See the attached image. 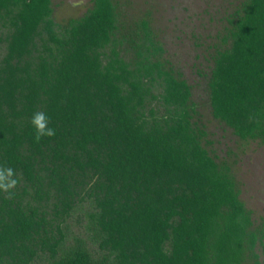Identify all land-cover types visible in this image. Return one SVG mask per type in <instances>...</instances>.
Masks as SVG:
<instances>
[{
  "label": "trees",
  "instance_id": "obj_1",
  "mask_svg": "<svg viewBox=\"0 0 264 264\" xmlns=\"http://www.w3.org/2000/svg\"><path fill=\"white\" fill-rule=\"evenodd\" d=\"M92 2L60 23L52 0H0V167L19 179L0 192V264H263L264 227L149 17L129 25L117 0ZM226 20L211 114L264 143V0ZM41 111L55 136L37 143ZM74 215L86 238L68 242Z\"/></svg>",
  "mask_w": 264,
  "mask_h": 264
},
{
  "label": "rangeland",
  "instance_id": "obj_2",
  "mask_svg": "<svg viewBox=\"0 0 264 264\" xmlns=\"http://www.w3.org/2000/svg\"><path fill=\"white\" fill-rule=\"evenodd\" d=\"M123 20L131 24L148 16L150 25L162 44V58L181 73L191 85V99L195 103L194 118L207 131L209 149L219 160L231 166L239 188V197L252 212L255 226L264 227V143L260 140H241L232 129L213 118L208 102L207 81L212 66L214 44L228 25L226 18L240 0H117ZM55 21L65 23L68 18L81 16L92 5V0H52ZM84 221V220H83ZM72 234L86 238L84 224L74 217L69 219ZM89 249L96 245L88 242ZM259 260L264 264L261 247ZM40 264V263H39Z\"/></svg>",
  "mask_w": 264,
  "mask_h": 264
},
{
  "label": "clouds",
  "instance_id": "obj_3",
  "mask_svg": "<svg viewBox=\"0 0 264 264\" xmlns=\"http://www.w3.org/2000/svg\"><path fill=\"white\" fill-rule=\"evenodd\" d=\"M35 129L34 140L39 143L44 137H54L55 129L49 127V118L44 112H36L30 121ZM19 183V179L15 178L14 170L11 167H0V192L8 194L11 199L14 195V189Z\"/></svg>",
  "mask_w": 264,
  "mask_h": 264
}]
</instances>
